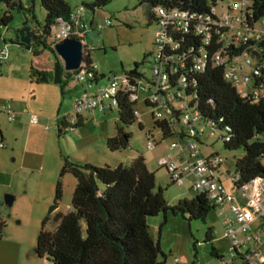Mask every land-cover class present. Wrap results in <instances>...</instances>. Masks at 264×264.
Masks as SVG:
<instances>
[{
    "label": "trees",
    "instance_id": "16d2710c",
    "mask_svg": "<svg viewBox=\"0 0 264 264\" xmlns=\"http://www.w3.org/2000/svg\"><path fill=\"white\" fill-rule=\"evenodd\" d=\"M35 0H0V27H6L12 19L13 11H21L25 17L34 19L33 4ZM109 0H91L86 8L93 12L107 4ZM149 6L148 22L159 21L157 7L166 11L175 9L187 12L188 15H210L217 21L216 0H144ZM244 3V24L251 26L264 15V0H239ZM44 11L42 23L30 29L29 44H22L17 39L11 40L32 51L33 57L38 50L47 49L54 54L49 70H40L32 64L28 68V78L35 83L51 82L63 93L71 74L66 71L60 58L53 52L50 38V27L59 16L66 17L72 9L65 0H37ZM194 21L190 20L186 27L173 29L163 28L161 42H155L158 63L166 72L170 87L179 86L183 96L188 99V108L198 126H206L217 134L222 147L226 150H240L241 155L234 160L231 191L256 175H264V167L260 161L264 156V95L256 100L240 97L223 73V65L215 63L214 53L221 55H237L244 48H249L253 55L264 56V39L257 42L230 43L222 46L220 38L222 28L213 25L210 37L195 31ZM23 26H27L26 22ZM0 42L4 40L0 35ZM1 46V45H0ZM95 49V48H94ZM204 53L203 67L196 69L197 57ZM86 64L92 63L89 55L83 56ZM149 63V60L147 61ZM136 66V65H135ZM92 82L99 80L103 74L94 70ZM182 78V80H181ZM146 82H150L147 78ZM126 92L118 90L108 110L116 109V120L112 134L105 139V147L114 152L128 145L130 134L125 126L137 121L133 104ZM148 107V104L144 102ZM64 119H68L64 117ZM152 128L158 130L160 140L170 136L182 137L181 130L174 131L175 122L166 119H153ZM84 121L82 115L75 116L71 128L80 127ZM141 130L140 123L137 122ZM58 134L67 127L61 119L56 122ZM146 136H150L149 131ZM157 142H154L156 144ZM197 143L199 140L197 139ZM161 167V166H159ZM165 170L164 167H161ZM68 173L74 178V186L70 197V209L57 212L52 217L55 223L50 231L44 229L47 217L41 220L40 230L35 238L37 256L45 257L51 264H164L165 255L159 247V235L167 215L179 214L187 222L191 220L205 221L215 204L207 196L198 192L190 199H178L169 204L161 187L155 188L154 172L146 168L144 158L136 154L128 163H117L114 166L80 163L62 158V165L55 181L54 203L61 198L60 178ZM172 184V181L169 180ZM158 218L155 234L151 233L148 221ZM264 223V217H263ZM4 223L0 220V234ZM212 230L207 227L205 242H211ZM210 254L221 259L214 246ZM235 252V251H234ZM232 259H240L247 264L243 255L235 252Z\"/></svg>",
    "mask_w": 264,
    "mask_h": 264
},
{
    "label": "rangeland",
    "instance_id": "374dc122",
    "mask_svg": "<svg viewBox=\"0 0 264 264\" xmlns=\"http://www.w3.org/2000/svg\"><path fill=\"white\" fill-rule=\"evenodd\" d=\"M90 1L65 0L70 8L78 5L84 7L83 40L88 47L95 48L90 52L89 59L97 73L104 76L113 73L120 81L122 71H128L136 65L140 80L146 82L150 76L147 61L156 52L154 41L158 31L154 22H148V4L144 0H109L106 5L91 12L86 8ZM232 4H239V0H216L214 8L220 14L227 5ZM227 12L229 17H234L238 6ZM33 14L34 19H31L21 11H13L7 26L0 27V35L4 40L0 45L6 51L0 65V104L2 106L7 102L12 110L15 108L17 111L28 106L22 124L16 129L11 127L12 121L6 119L5 113L0 112V136L3 138L0 140L3 144L0 147V220L5 225L2 233L8 231L34 242L44 217H47L44 229L50 231L55 225L52 220L54 214L70 209L75 181L68 173L60 178L61 198L54 203L55 181L63 157L80 163L113 166L116 157L121 160L120 163L126 164L132 156L141 154L148 168L154 172L155 188L159 186L164 189L163 194L169 204L176 202V195H179L180 200L190 199V195L181 196V191L187 189L191 177L185 175L183 185L170 184L164 169L156 165L158 157L172 151L169 145L177 139L170 136L160 140L158 130L152 128L151 109L144 105L141 98L133 104L137 121L124 127L130 134L124 149L110 152L105 147V139L112 134L116 120L115 108L83 114L84 121L76 129L71 128L72 123L67 119V127L58 134L56 122L64 119V114L71 111L72 99L80 90L75 88L61 93L58 85L51 82L36 84L25 75L30 64L40 70H49L54 59L50 50H38L39 54L33 57L31 50L11 42L24 22L31 29L36 26V22H43L44 11L37 0L33 4ZM105 19L109 20V25L103 24ZM103 80H99V83ZM30 114L38 116L37 123L30 124ZM200 127L202 132L198 135V154L205 156L214 152L221 157V169L227 170L229 175L226 177L223 172L220 181L230 191L234 160L241 155V151L224 149L216 133L210 136L209 127ZM174 128L179 129L176 124ZM148 131L152 135L150 140L157 142L150 149L146 148ZM173 158L179 160L177 155ZM189 191L191 195L196 194L191 189ZM5 194L13 197L10 206L3 202ZM53 204L56 207L48 212ZM225 211L210 210L204 222H187L179 214H168L159 235V247L165 255L164 264H174L175 261L178 264H241L240 259L231 260L228 256L229 244L221 225ZM157 220L151 218L148 221L153 235ZM208 226L212 230L211 242L204 241ZM261 237L263 239V235ZM211 245L223 258L211 256ZM259 253L264 256V245Z\"/></svg>",
    "mask_w": 264,
    "mask_h": 264
},
{
    "label": "built area",
    "instance_id": "2783aa9c",
    "mask_svg": "<svg viewBox=\"0 0 264 264\" xmlns=\"http://www.w3.org/2000/svg\"><path fill=\"white\" fill-rule=\"evenodd\" d=\"M238 6V12L234 17L228 16V10ZM159 21L157 23L158 31L155 34V42L162 41L163 28L169 26L173 29H182L188 25L190 20L194 21V29L197 33L205 37V41L210 37V28L215 25L222 28L220 38L223 40L222 46H228L230 43L253 42L256 47L257 42L264 39V15L253 25L244 24V3L227 5L226 9L218 14L215 9L212 13L216 14L217 21H213L210 15L194 14L188 15L187 12L177 11L175 9L166 11L162 7H157ZM84 7L78 5L72 8L66 17L59 16L55 23L50 27L49 41L53 45L63 38H75L81 40L82 55H89L94 47H88L83 40L85 24L83 21ZM104 25H109L108 19L103 21ZM252 46H249L251 48ZM249 48H244L239 54L228 56L221 55L220 51L214 53L215 63L222 64L224 77L235 88L240 97H249L252 100L258 99L264 95V56L253 55ZM255 49L254 47H252ZM5 54L4 46H0V60ZM204 53H201L194 67L200 69L203 67ZM158 55L155 52L150 55L149 66L150 82L140 80V74H128V71H122V78L119 81L117 75L110 73L102 76L99 80L91 81L95 65L86 64L84 61L76 68L66 85L69 89L81 88L84 91L72 99L71 111L64 114L68 120H72L77 115L90 113L94 110L104 111L113 103V98L118 90L127 93L128 99L137 101L141 98L151 109L153 119H166L169 122H175L181 130L182 137L172 141L169 148L180 153L181 158L176 160L170 155L157 158V165L164 167L168 179L172 184L182 185L185 175L192 176L191 187L198 193H204L211 200L216 209L223 211L224 217L221 219L225 236L229 243L228 256L230 259L235 256V252L244 256L247 264H264V260L258 257L256 247L251 250L243 251L245 246L260 237L252 234L251 222L256 217H264V175H256L250 178L246 183L239 186L235 191H228L222 182L218 179L216 170L222 159L217 154L202 156L198 154L197 139L202 132L201 127L197 125L194 117L188 108V99L183 96L179 86L169 85L166 72L157 62ZM182 80V78H181ZM5 113L8 121L14 119V111L9 103H3L0 106ZM134 114L137 115L136 111ZM38 116L30 114L29 122L37 123ZM174 124V125H175ZM173 125V126H174ZM214 134L211 131L210 136ZM194 139V140H193ZM154 145V140L150 136L146 137V148L150 149ZM264 167V156L260 161ZM232 179L234 175L232 174ZM226 207V208H225ZM215 209V210H216ZM223 209V210H222ZM264 224V223H263ZM264 240V230H263ZM235 251V252H234ZM174 264H178L177 261Z\"/></svg>",
    "mask_w": 264,
    "mask_h": 264
},
{
    "label": "crops",
    "instance_id": "0c3cea01",
    "mask_svg": "<svg viewBox=\"0 0 264 264\" xmlns=\"http://www.w3.org/2000/svg\"><path fill=\"white\" fill-rule=\"evenodd\" d=\"M5 53H6V51H5ZM2 63L3 62L1 59L0 65ZM25 75L28 77L27 71H26ZM76 89L80 90L79 94L84 91L81 88H76ZM65 90L71 91V90H75V89H69L66 87ZM0 106H1V104H0ZM13 109L15 110V111L13 110L15 113L14 119L12 120V122L11 121H9V122H11L10 123L11 127L13 126V128L16 129V128L20 127V125L22 124V120L24 118L23 115L26 114V111L28 110V106H26L25 108H22L21 111H17L15 108H13ZM0 112H1V109H0ZM16 118H18V119L16 120ZM63 121L66 123L67 119H63ZM30 124H33V123H30ZM149 133H150V131H149ZM151 138H152V135H151ZM1 139L3 140V138L0 136V140ZM198 140H199V138H198ZM2 146H3V144H1V142H0V147H2ZM210 154H216V153L210 152L208 155H210ZM167 155H170L171 157H176V155H177L179 157L178 159L181 158L180 153L175 151V150H172V151L170 150V152H168ZM167 155H165V156H167ZM205 156H207V155H205ZM133 157L134 156H132L130 159H132ZM120 161L121 160L117 159V157H116L115 162H113L114 163L113 166L116 165L117 163H120ZM144 162H145L146 168L149 171H151L147 166L146 160H144ZM221 163L218 165L217 170H216L217 171L216 174H217V177L219 180H220V175H222L223 172L225 173L226 177H228V175H229L227 170L223 171L221 169ZM156 165H157V162H156ZM164 171H165L166 175L168 176L166 170H164ZM189 176L191 177L190 184L186 187L187 189H185L184 191H181V196H184V197L186 195H190L191 197H193L195 195V194L194 195L189 194L190 193L189 189L194 191L191 187L192 176L191 175H189ZM168 181H169V179H168ZM175 197L177 200L179 199V195H176ZM154 226H156V225H154ZM251 229H252V234L260 237L261 239L259 242H257L256 240L250 241L245 246L243 251H246L247 249L251 250V249L256 247L258 257L260 259L264 260V256L259 253V251L261 250V247L264 245V240L261 237L263 235V230H264L263 217H256L251 222ZM8 233L9 232L6 231L5 233L1 232V234H0V264H51V263H49V261L47 259H45V257H39V256H37V254H34L32 252L34 247H35V240H34V242H30V240H27L25 237H23L21 235L11 234V233L8 234Z\"/></svg>",
    "mask_w": 264,
    "mask_h": 264
},
{
    "label": "water",
    "instance_id": "95a60500",
    "mask_svg": "<svg viewBox=\"0 0 264 264\" xmlns=\"http://www.w3.org/2000/svg\"><path fill=\"white\" fill-rule=\"evenodd\" d=\"M23 32V34H22ZM29 26H23L18 31L15 32V39L22 44H28L29 40ZM53 52L60 58L62 66L66 71H72L79 67L83 63L82 55V44L81 40L75 38H63L59 42L55 43L52 47ZM128 74L137 75L136 66L134 65L132 69L128 70ZM13 201V197L10 194H5L3 197V202L5 205L10 206ZM56 207L53 204L49 207L48 212L52 211ZM36 254L35 249L32 251Z\"/></svg>",
    "mask_w": 264,
    "mask_h": 264
},
{
    "label": "flooded vegetation",
    "instance_id": "af4514ba",
    "mask_svg": "<svg viewBox=\"0 0 264 264\" xmlns=\"http://www.w3.org/2000/svg\"><path fill=\"white\" fill-rule=\"evenodd\" d=\"M30 28V27H29ZM29 31H30V29H29ZM22 34H23V32H22ZM29 40H30V36H29ZM31 43V40H30V42H29V44Z\"/></svg>",
    "mask_w": 264,
    "mask_h": 264
}]
</instances>
